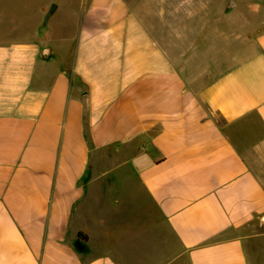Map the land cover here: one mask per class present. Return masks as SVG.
I'll return each mask as SVG.
<instances>
[{"label":"crops","instance_id":"1","mask_svg":"<svg viewBox=\"0 0 264 264\" xmlns=\"http://www.w3.org/2000/svg\"><path fill=\"white\" fill-rule=\"evenodd\" d=\"M202 1L0 0V264H264V0Z\"/></svg>","mask_w":264,"mask_h":264},{"label":"rangeland","instance_id":"2","mask_svg":"<svg viewBox=\"0 0 264 264\" xmlns=\"http://www.w3.org/2000/svg\"><path fill=\"white\" fill-rule=\"evenodd\" d=\"M199 1V0H197ZM227 1L228 0H203L202 5L200 3H196V6L198 7L199 4L202 6V9H200L201 12H203V21H205V24H202L201 27L203 31L205 30V33L212 35V37H215L214 40L218 41L219 43L224 42L225 38L229 36L233 38V46L234 50L237 48H240L241 45L244 44L246 41V33L248 31H257L261 26H247L240 24V18L245 14H247V1H235L237 4H234L231 6V8L227 7ZM233 1V0H232ZM46 20V18H45ZM232 46V45H231ZM220 48V45H219ZM119 156V155H118ZM91 157L93 161H106V160H113L114 159V153H108L101 152V153H92ZM155 237V244L158 246L159 251L161 254H164L166 251L164 244H157L156 242V235ZM247 247V253L249 256V262L250 264H259L258 263V243L257 240L250 239L246 243ZM138 252V258H137V264H152V261L149 259L146 260L141 256V248H137ZM161 257H167L161 256ZM160 257V261H161Z\"/></svg>","mask_w":264,"mask_h":264},{"label":"trees","instance_id":"3","mask_svg":"<svg viewBox=\"0 0 264 264\" xmlns=\"http://www.w3.org/2000/svg\"><path fill=\"white\" fill-rule=\"evenodd\" d=\"M86 240H87V236L85 234H83L82 232H79L76 240L74 241V244L76 243L82 247V250H79V251H81V252H87L88 251V247L85 244Z\"/></svg>","mask_w":264,"mask_h":264},{"label":"water","instance_id":"4","mask_svg":"<svg viewBox=\"0 0 264 264\" xmlns=\"http://www.w3.org/2000/svg\"><path fill=\"white\" fill-rule=\"evenodd\" d=\"M234 3V1H232V0H230L229 2H228V6H231L232 4ZM74 246H75V248L79 251V250H82V247L80 246V245H78V244H74Z\"/></svg>","mask_w":264,"mask_h":264}]
</instances>
